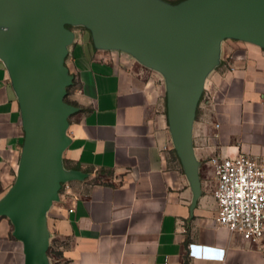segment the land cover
<instances>
[{"label": "crops", "instance_id": "crops-1", "mask_svg": "<svg viewBox=\"0 0 264 264\" xmlns=\"http://www.w3.org/2000/svg\"><path fill=\"white\" fill-rule=\"evenodd\" d=\"M238 44L221 43L219 63L204 75L189 131L192 180L176 150L164 74L74 34L66 100L75 112L60 164L78 177L33 223L0 214V264H264V251L219 226L209 163L244 154L264 168V48ZM24 134L0 57V204L18 180Z\"/></svg>", "mask_w": 264, "mask_h": 264}, {"label": "water", "instance_id": "water-1", "mask_svg": "<svg viewBox=\"0 0 264 264\" xmlns=\"http://www.w3.org/2000/svg\"><path fill=\"white\" fill-rule=\"evenodd\" d=\"M83 24L102 49L129 52L164 74L168 116L176 150L195 180L189 131L205 73L224 37L264 48V0H186L177 7L159 0H0V57L7 63L25 117V144L18 180L0 204L16 225L37 221L60 184L78 177L65 171L66 104L73 77L64 65L73 32Z\"/></svg>", "mask_w": 264, "mask_h": 264}, {"label": "built area", "instance_id": "built-area-1", "mask_svg": "<svg viewBox=\"0 0 264 264\" xmlns=\"http://www.w3.org/2000/svg\"><path fill=\"white\" fill-rule=\"evenodd\" d=\"M209 163L217 178L213 196L217 204L219 226L264 251L263 165L244 154L233 158H211ZM194 248L193 245L189 246V250ZM195 257L212 258L205 254ZM217 259L223 260V254Z\"/></svg>", "mask_w": 264, "mask_h": 264}, {"label": "rangeland", "instance_id": "rangeland-1", "mask_svg": "<svg viewBox=\"0 0 264 264\" xmlns=\"http://www.w3.org/2000/svg\"><path fill=\"white\" fill-rule=\"evenodd\" d=\"M159 1L164 3L167 6H171V7H177V6L181 5L183 2H185V1L180 2V0H159ZM0 29L7 30L8 27H4L3 26ZM68 30L73 32V39H74V34L78 35V34H84V33L87 34V35H90V37H92V39L94 38L93 31L88 29L85 25L80 24V23L79 24L68 25ZM223 42L226 43V44H229L230 46H239L238 43L239 42H244V40H241V39H238V38H232V37H224V38L220 39V41L216 45V49H215V54H214L215 57H214V59H216V61H215L214 65L219 63L218 56L220 54V47H221L220 44L223 43ZM114 50H116V49H114ZM118 51L120 53H126L128 55H132L129 52H126L124 50H118ZM66 60H67V58L65 59V62H64L65 66H67V63H66L67 61ZM68 91H69V89L67 88L66 92L68 93ZM63 101L65 102L66 98H64ZM60 185H62V183Z\"/></svg>", "mask_w": 264, "mask_h": 264}, {"label": "trees", "instance_id": "trees-1", "mask_svg": "<svg viewBox=\"0 0 264 264\" xmlns=\"http://www.w3.org/2000/svg\"><path fill=\"white\" fill-rule=\"evenodd\" d=\"M183 1H186V0H180V2H183ZM65 28L68 29V25H65ZM70 87H71V86H69V87H67V88L69 89ZM66 96H67V92H66ZM66 96H65V98H66ZM65 103H66V104H69V103L67 102V100L65 101ZM73 170H74V171H78V169H76L75 167H74Z\"/></svg>", "mask_w": 264, "mask_h": 264}]
</instances>
